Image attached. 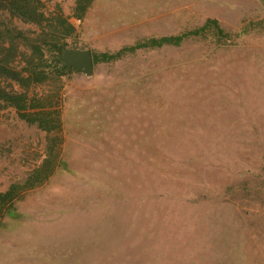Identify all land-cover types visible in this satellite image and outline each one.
I'll use <instances>...</instances> for the list:
<instances>
[{"label":"rangeland","instance_id":"1","mask_svg":"<svg viewBox=\"0 0 264 264\" xmlns=\"http://www.w3.org/2000/svg\"><path fill=\"white\" fill-rule=\"evenodd\" d=\"M41 1L43 29L2 12L0 27L49 57L125 52L92 76L58 77L50 57L29 95L53 99L61 132L0 108V194L19 186L0 264H264V0H93L82 20L78 0ZM209 20L222 33L190 34Z\"/></svg>","mask_w":264,"mask_h":264},{"label":"trees","instance_id":"2","mask_svg":"<svg viewBox=\"0 0 264 264\" xmlns=\"http://www.w3.org/2000/svg\"><path fill=\"white\" fill-rule=\"evenodd\" d=\"M93 0H78L74 10L76 18L82 20L91 6ZM44 4L41 0H0V12L9 14L12 19L17 18L24 23L37 25L43 29L45 22H49V18L43 11ZM61 24H67L69 33L75 31L73 24L68 23L65 19L60 18ZM209 25L194 31L190 34L200 35L205 32L210 25H214L217 30L222 33L218 27L216 20H209ZM0 27V108L6 107L14 108L18 116L25 120L30 125H36L39 129L49 133H58L62 131V121L60 112L53 104V99L41 98L39 95L30 96L29 89L34 85L46 83L50 79V71H46L51 59L55 65V73L58 77L67 75L69 72L65 67L63 60V53L67 51L66 43L53 42L54 51L51 59L47 51L39 43V41H32L26 36L25 32L17 31V28H7L5 25ZM16 32L13 36L12 34ZM55 38H58L54 34ZM183 36L177 37H162L160 39H152L145 44H139L137 47L128 49L134 52L137 49L144 47H160L165 44L179 45L183 40ZM28 47L27 52H21L19 49L20 42ZM58 41V40H57ZM125 51H120L116 54L102 53L94 54V63L112 62L119 59ZM25 61L26 67L18 66V59ZM21 62V61H20ZM38 62V63H35ZM19 68V69H18ZM68 72V73H67ZM18 85L22 90H17L15 85ZM25 90V91H24ZM54 168H48L45 163L41 168L35 170L23 185L26 190L35 188L43 184L52 176ZM18 185H13L9 191L0 194V203L6 206L10 200H13L14 193L18 189ZM10 209H8L9 211Z\"/></svg>","mask_w":264,"mask_h":264},{"label":"water","instance_id":"3","mask_svg":"<svg viewBox=\"0 0 264 264\" xmlns=\"http://www.w3.org/2000/svg\"><path fill=\"white\" fill-rule=\"evenodd\" d=\"M68 72L75 70L87 76L94 73V59L90 51L67 50L62 55Z\"/></svg>","mask_w":264,"mask_h":264},{"label":"clouds","instance_id":"4","mask_svg":"<svg viewBox=\"0 0 264 264\" xmlns=\"http://www.w3.org/2000/svg\"><path fill=\"white\" fill-rule=\"evenodd\" d=\"M93 55V54H92ZM94 65H95V63H94ZM75 71V70H74Z\"/></svg>","mask_w":264,"mask_h":264}]
</instances>
